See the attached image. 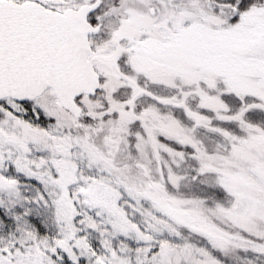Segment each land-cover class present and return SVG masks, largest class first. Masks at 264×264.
I'll return each mask as SVG.
<instances>
[{
	"label": "snow or ice",
	"instance_id": "obj_1",
	"mask_svg": "<svg viewBox=\"0 0 264 264\" xmlns=\"http://www.w3.org/2000/svg\"><path fill=\"white\" fill-rule=\"evenodd\" d=\"M0 264H264V0H0Z\"/></svg>",
	"mask_w": 264,
	"mask_h": 264
}]
</instances>
